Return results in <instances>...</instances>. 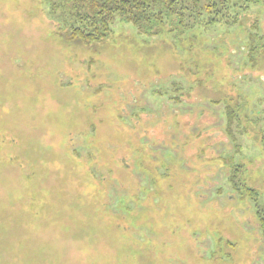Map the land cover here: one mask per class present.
<instances>
[{
	"label": "rangeland",
	"instance_id": "374dc122",
	"mask_svg": "<svg viewBox=\"0 0 264 264\" xmlns=\"http://www.w3.org/2000/svg\"><path fill=\"white\" fill-rule=\"evenodd\" d=\"M238 14L83 43L0 0V264H264V0Z\"/></svg>",
	"mask_w": 264,
	"mask_h": 264
},
{
	"label": "trees",
	"instance_id": "16d2710c",
	"mask_svg": "<svg viewBox=\"0 0 264 264\" xmlns=\"http://www.w3.org/2000/svg\"><path fill=\"white\" fill-rule=\"evenodd\" d=\"M50 13L61 19L63 37L68 41L99 42L112 32L117 21L133 25L140 34L159 36L164 27L168 32L191 30L205 18L210 25L236 23L238 13L259 0H43ZM232 12L234 14H231ZM230 19V20H229ZM231 114L229 115V117ZM234 169L231 183L238 192L257 203L255 190L244 186ZM242 188V189H241ZM256 217L264 229V210L256 205Z\"/></svg>",
	"mask_w": 264,
	"mask_h": 264
}]
</instances>
